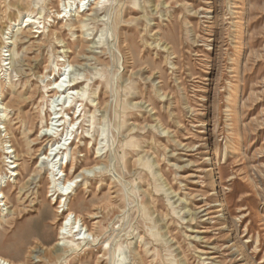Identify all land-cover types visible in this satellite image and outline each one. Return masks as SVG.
<instances>
[{
	"label": "rangeland",
	"instance_id": "obj_1",
	"mask_svg": "<svg viewBox=\"0 0 264 264\" xmlns=\"http://www.w3.org/2000/svg\"><path fill=\"white\" fill-rule=\"evenodd\" d=\"M68 1L72 17L59 18ZM109 3L78 14L79 0H0V103L34 94L0 125L28 169L11 176L0 138V253L20 264H264V0ZM33 11L41 23L22 28ZM58 68L86 90L83 106L76 94L64 108L69 122L85 108L65 179L91 168L67 198L95 236L76 250L55 245L67 212L56 213L44 158L56 139L41 135Z\"/></svg>",
	"mask_w": 264,
	"mask_h": 264
},
{
	"label": "bare ground",
	"instance_id": "obj_2",
	"mask_svg": "<svg viewBox=\"0 0 264 264\" xmlns=\"http://www.w3.org/2000/svg\"><path fill=\"white\" fill-rule=\"evenodd\" d=\"M109 1L110 0H94L93 6L91 8L86 9L87 8L86 5L88 3H90L91 0H79V5L77 6V9H78L77 13L81 14V13H84V12L89 11V10L96 11V12L107 10L108 7L110 6ZM31 5H32V3H31ZM69 6H73L71 1H68L67 3L65 2V4H64L65 10L64 11L63 10L58 11L59 18L68 19V17H72V15H73V13H71L72 9L68 10ZM33 13H34V11L29 12L28 14H26L23 17V19L20 23L21 27L22 26H26V28L32 27V25H35L37 23V21L42 18V12L37 17L33 16ZM122 20H123V18H122ZM38 23H41V21H38ZM43 28H46V26H44ZM37 32L43 33L44 31L41 29L40 26H38V30L35 31L34 33H37ZM6 51L8 52L9 49H7ZM4 56L11 57V53H6ZM8 59H10V58H6L3 62V65L1 66L6 71L9 69L8 65L12 63L11 61H7ZM57 66H59V64H57ZM61 67H66V62L61 64ZM67 67L70 68V64L67 65ZM61 71H62V68H58V71L55 74V77H56V75L59 73L58 78H56L54 81L48 82L44 86V88L46 89V93L49 94L50 101L52 102L51 105L52 106L54 105L53 107H55V108H54V112H50V118H49L50 123H47L46 129H44V126L42 127L41 135L50 137L52 139H56V142L54 144H52L47 149L48 154H46V156L44 158L48 159L49 163L51 165V168L48 167V169L51 171V176H50L51 188H53V185L55 188H57L51 196L55 197L57 194L59 197V200H60L59 201V207H58V210L56 213H58V214L63 213L64 214L67 212L65 215L66 217H65L64 221L61 223V225L59 227V230H58L59 238H58V241L56 242L55 245H56L57 250H60L61 249L60 246H64V245L67 248H70V250H76V249H78V247H76V246H78V244L88 243V242H90V236L91 235L93 236V240H94L95 236L92 234V232L90 233V231L87 229V227L85 226V224L83 222L82 217L78 216L76 214L74 215L73 212L69 210V208L67 207V201H68L67 198L72 193H74L75 187H77V185H78L77 183L80 181L79 177L81 175H85L86 171L91 170V168L82 169L79 171V173L74 175L73 178L65 179L64 166L66 164L64 161H65L66 157L68 156L67 152H66L68 149V146L71 145L68 143L72 139L73 136H75L74 139L77 138V136L75 135V132H78V130L80 129V127L82 125H79L76 128V124L79 121L81 114L85 108L80 112V114L75 118V120L72 118L71 122L64 119V114L67 111V110H64V108L66 107L67 103H70L71 100H73L75 98L76 94H77V98H78L77 102H81L82 99L84 100V97L86 95V90L84 88H82V89L78 88L79 85H81L83 83L82 80H80L79 78L70 77L69 81H67L68 76H65V73L61 74L60 73ZM66 73H68V72H66ZM66 75H68V74H66ZM64 76H65V78L66 77L67 78L62 79V77H64ZM60 79H62V80H60ZM110 82H111V80H110ZM111 84H112V82H111ZM110 87H112V86H110ZM33 99H34V94L32 93L31 96L29 97V99L20 100V98H17V99H14V100L8 102V104H6V105H4L3 103H0V125L3 124L2 121L3 122L5 121L4 117L8 116V114H7L8 109L11 106H19V107L21 106L22 108H24V107H27L28 104L33 102ZM91 101L94 102L95 100H91ZM83 105L84 104L81 102V106H83ZM97 105H98V103H97ZM59 106H61V108ZM119 110H121V109L119 108ZM24 119H25V122L33 125V123H34L33 120H31L28 116L24 115ZM67 125H68V127L66 129ZM61 126H63L62 130L60 129ZM3 128H6V127L0 126V138L2 139L1 144L3 143V149L5 150V154L7 155L5 159L8 162V169L11 170V172H12L11 176L19 175L20 172H18V170H17L18 167H21V169L24 172H26L28 170L27 165H26V160L24 158L17 159V154H15L16 149L13 148L12 144H8L9 143L8 141H4L3 138L6 137V134L2 135V132H3L2 129ZM65 129H66V131H65ZM120 129H121V127H120ZM131 140H133V138ZM125 143H127V142H125ZM99 156H100V152H98V154H97V157H99ZM142 164H143V162H142ZM144 166L148 167L149 169H151V167H152V165L149 161H146L144 163ZM96 168H97V165H94L92 169H96ZM75 173H76V171H75ZM6 177H7V175L6 176L0 175V199L5 198V195L2 193V188H3V181L5 180ZM58 180H60V182H58V184H57ZM58 186L60 188H58ZM3 205H6V203ZM144 213H145V211H144ZM69 238H73V239L68 240ZM154 238H155V236H154ZM77 240L79 241L78 243H76ZM96 240H95V242H96ZM106 245H107V247L110 246V248H112L113 245H112V242H110V239L106 243ZM119 250L120 251L122 250V247L120 245H119ZM113 251H115V250H113ZM118 257H121V254H119ZM115 261H117V264H118V262H119V264H124V262L120 258H118ZM0 264H20V263H16L14 261L12 262L11 260L4 257L0 253ZM115 264H116V262H115Z\"/></svg>",
	"mask_w": 264,
	"mask_h": 264
}]
</instances>
